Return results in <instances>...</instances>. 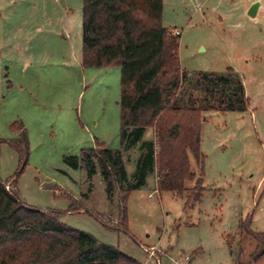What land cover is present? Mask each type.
<instances>
[{"label":"rangeland","instance_id":"obj_1","mask_svg":"<svg viewBox=\"0 0 264 264\" xmlns=\"http://www.w3.org/2000/svg\"><path fill=\"white\" fill-rule=\"evenodd\" d=\"M161 22L179 36L187 81L231 68L249 102L244 112L200 113L203 174L188 154L194 178L185 181L190 189L202 179L197 203L186 205L187 192L158 191L149 172L128 195L123 231L118 190L109 197L98 169L88 178L64 162L96 143L122 150L120 68L81 65L82 0H0V179L18 168L7 141L15 137L10 124L21 121L29 153L16 191L27 205L62 212L66 226L141 264H178L185 256L186 264H236L240 251L244 264H264V255L253 260L260 246L246 232H264V0H163ZM152 139L145 128L142 141ZM121 153L131 181L138 147ZM73 200L82 211L67 212ZM151 246L158 262L148 258Z\"/></svg>","mask_w":264,"mask_h":264},{"label":"trees","instance_id":"obj_2","mask_svg":"<svg viewBox=\"0 0 264 264\" xmlns=\"http://www.w3.org/2000/svg\"><path fill=\"white\" fill-rule=\"evenodd\" d=\"M162 9L163 0H82L81 65L120 68L122 150L96 143L64 162L75 170L83 168L88 178L98 169L109 197L118 190V228L123 231L128 195L143 186L149 172H155L158 191L187 192L186 205L197 203L204 191L202 179L190 189L185 181L194 178L188 154L203 174L200 113L244 112L249 105L242 81L231 68L224 73L196 72L193 83L186 80L188 73L180 68L178 57L179 36L162 25ZM190 87L211 100L193 92L187 95ZM147 127L154 130L153 141H142ZM10 130L15 137L7 143L17 154L18 168L10 178L0 179V264H141L91 234L66 226L59 220L62 212L20 199L16 185L27 163L28 137L21 121H13ZM136 145L140 154L128 181L121 152ZM82 210L73 200L67 212ZM246 232L260 246L255 261L264 255V232ZM240 254L236 264H244Z\"/></svg>","mask_w":264,"mask_h":264},{"label":"built area","instance_id":"obj_3","mask_svg":"<svg viewBox=\"0 0 264 264\" xmlns=\"http://www.w3.org/2000/svg\"><path fill=\"white\" fill-rule=\"evenodd\" d=\"M148 253V258H154L156 257V248L155 247H151L150 249H148L147 251ZM185 261L188 262V256L184 257V260L182 259L181 261L178 262V264H186Z\"/></svg>","mask_w":264,"mask_h":264},{"label":"water","instance_id":"obj_4","mask_svg":"<svg viewBox=\"0 0 264 264\" xmlns=\"http://www.w3.org/2000/svg\"><path fill=\"white\" fill-rule=\"evenodd\" d=\"M257 7H258L257 3L253 4L248 10V15L254 17L256 14Z\"/></svg>","mask_w":264,"mask_h":264},{"label":"crops","instance_id":"obj_5","mask_svg":"<svg viewBox=\"0 0 264 264\" xmlns=\"http://www.w3.org/2000/svg\"><path fill=\"white\" fill-rule=\"evenodd\" d=\"M258 8V7H257ZM257 11V10H256ZM256 15V14H255ZM145 133V129H144V131H143V134ZM152 133H153V139H152V141L154 140V130H153V128H152ZM142 137H143V135H142ZM139 145V144H138ZM138 145H136V146H134L133 148H135V147H138ZM138 150H139V147H138ZM139 154H140V151H139ZM154 173V176H155V182H156V175H155V172H153ZM142 187V186H141ZM139 189V188H138ZM133 191H135V190H133ZM132 192V191H131ZM152 247V246H151ZM150 248V247H149ZM153 259H155L157 262H158V260H159V258L157 257V255H156V257H154Z\"/></svg>","mask_w":264,"mask_h":264}]
</instances>
